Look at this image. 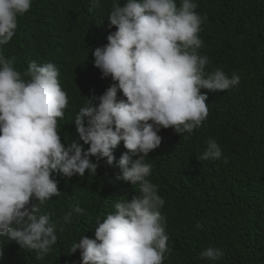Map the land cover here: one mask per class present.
Segmentation results:
<instances>
[{"label": "clouds", "instance_id": "clouds-1", "mask_svg": "<svg viewBox=\"0 0 264 264\" xmlns=\"http://www.w3.org/2000/svg\"><path fill=\"white\" fill-rule=\"evenodd\" d=\"M32 3L0 0V237L43 259L58 237L40 206L60 195L57 177L96 174L105 160L119 168L116 179L138 186V195L117 201L114 213L102 223L97 218L95 238L83 235L68 254L79 250L80 264H168L172 231L165 229L161 209L174 195L148 179L152 166L145 157L161 145V128L181 135L203 125L208 95L201 89L228 90L239 85L240 76L229 77L222 69L205 72L209 57L198 51L203 18L196 0H180L179 6L176 0H125L123 6L114 0L107 20L116 30L106 45L92 50L94 66L114 83L103 94L87 97L73 121L78 140L62 143L57 118L63 119L68 98L58 68L32 61L25 79L14 67L15 58L3 53L16 34L18 17ZM99 3L92 0V7ZM118 91L126 99L118 98ZM121 142L127 151L116 160ZM221 156V146L209 138L198 159ZM84 212L73 205L64 219ZM222 257V249L211 246L200 253L202 260Z\"/></svg>", "mask_w": 264, "mask_h": 264}, {"label": "trees", "instance_id": "trees-1", "mask_svg": "<svg viewBox=\"0 0 264 264\" xmlns=\"http://www.w3.org/2000/svg\"><path fill=\"white\" fill-rule=\"evenodd\" d=\"M113 2L100 0L92 7V0H33L30 10L18 17L15 36L3 47L6 57L15 58L22 77L32 61L52 62L58 68L68 98L63 119L57 118L62 143L78 140L73 121L87 97L103 94L114 83L102 78L92 55L116 30L109 29L107 20ZM117 2L123 6L125 0ZM176 2L179 6L180 0ZM196 3L203 18V47L198 51L209 57L205 72L222 69L229 77L235 72L240 83L224 91L201 89L208 95L203 125L181 135L161 128V145L145 157L152 166L148 179L174 195L161 209L164 227L172 231L165 255L168 264H264V0ZM118 98L126 99L119 91ZM209 138L222 148L219 160L198 159ZM125 151L121 142L114 150L116 160ZM117 173L115 162L101 160L96 174L57 177L60 195L40 206L56 225L57 243L37 259L35 250L0 237V264H80L79 250L68 254L71 244L83 235L95 238L97 218L102 223L115 212L117 201L138 195V186L116 179ZM77 204L85 212L65 221ZM210 246L222 249L223 257L200 259Z\"/></svg>", "mask_w": 264, "mask_h": 264}]
</instances>
